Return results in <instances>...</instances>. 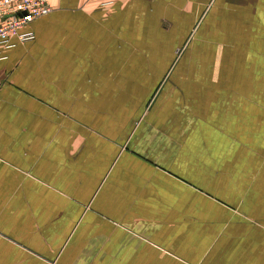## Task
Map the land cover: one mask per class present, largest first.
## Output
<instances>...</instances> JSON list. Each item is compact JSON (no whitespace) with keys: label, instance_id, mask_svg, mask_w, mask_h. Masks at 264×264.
Listing matches in <instances>:
<instances>
[{"label":"crops","instance_id":"1","mask_svg":"<svg viewBox=\"0 0 264 264\" xmlns=\"http://www.w3.org/2000/svg\"><path fill=\"white\" fill-rule=\"evenodd\" d=\"M0 45V264H264V0H48Z\"/></svg>","mask_w":264,"mask_h":264},{"label":"built area","instance_id":"2","mask_svg":"<svg viewBox=\"0 0 264 264\" xmlns=\"http://www.w3.org/2000/svg\"><path fill=\"white\" fill-rule=\"evenodd\" d=\"M50 11L48 0H0V45L10 47L12 37L20 42L33 39V31L26 27Z\"/></svg>","mask_w":264,"mask_h":264}]
</instances>
